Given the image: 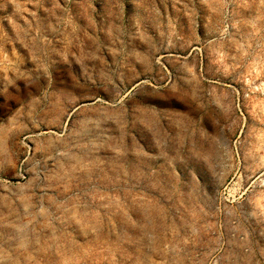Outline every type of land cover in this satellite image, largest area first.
<instances>
[{
  "label": "rangeland",
  "instance_id": "1",
  "mask_svg": "<svg viewBox=\"0 0 264 264\" xmlns=\"http://www.w3.org/2000/svg\"><path fill=\"white\" fill-rule=\"evenodd\" d=\"M0 264H264V0H0Z\"/></svg>",
  "mask_w": 264,
  "mask_h": 264
}]
</instances>
